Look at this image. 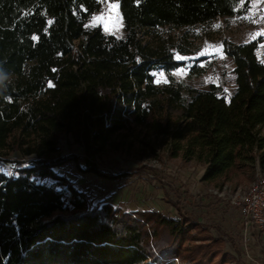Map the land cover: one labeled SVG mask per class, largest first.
<instances>
[{
  "label": "trees",
  "instance_id": "1",
  "mask_svg": "<svg viewBox=\"0 0 264 264\" xmlns=\"http://www.w3.org/2000/svg\"><path fill=\"white\" fill-rule=\"evenodd\" d=\"M105 1L0 0V68L9 74L0 89V158L14 150L27 157L14 173L0 172V264H214L221 238L186 244L198 223L94 204L55 168L84 159L81 170L113 177L61 152L69 132L88 150L127 132L164 136L169 157L203 164L202 179L219 187L264 167L260 38L225 42L230 92L172 74L186 64L176 54L192 49L186 33L170 30L243 14L251 0H115L123 36L89 23ZM208 65H194L191 75ZM159 70L167 83L155 82Z\"/></svg>",
  "mask_w": 264,
  "mask_h": 264
},
{
  "label": "rangeland",
  "instance_id": "2",
  "mask_svg": "<svg viewBox=\"0 0 264 264\" xmlns=\"http://www.w3.org/2000/svg\"><path fill=\"white\" fill-rule=\"evenodd\" d=\"M89 23L101 24L107 32L117 36L125 33L119 3L115 0H106ZM183 33H186V41L190 42L192 51L189 55L176 54L178 59L186 60V64L172 74L200 87L221 82L230 92L235 87L234 64L225 55L224 44L260 38L258 54L264 53V0H251L247 12L214 19L204 27L170 30V34L177 38ZM207 63L205 73L191 75V67ZM155 82H168L164 70L156 72ZM59 148L62 153H76L88 158L100 170L113 175L103 177L81 170L84 159L55 168L59 174L69 178L75 187L86 192L94 204L111 203L127 211L158 210L169 217L188 218L189 222L198 223L190 231V234L198 237L187 240L188 246L212 243L218 237L222 239L212 247L221 252L216 255L214 264H264V231L251 235L247 253L236 212L210 193L212 188L219 186L202 179L205 170L203 164L169 157L166 137L127 132L113 135L101 149L88 150L77 140L74 132H69L62 135ZM26 158L18 150L2 155L0 172L14 173L15 168L21 166L18 160ZM258 172L264 174V167L257 165L253 172L241 171L219 188L226 186L232 191L247 189Z\"/></svg>",
  "mask_w": 264,
  "mask_h": 264
},
{
  "label": "built area",
  "instance_id": "3",
  "mask_svg": "<svg viewBox=\"0 0 264 264\" xmlns=\"http://www.w3.org/2000/svg\"><path fill=\"white\" fill-rule=\"evenodd\" d=\"M227 188H212L210 193L236 212L244 237V250L247 252L251 235L264 231V174L258 172L254 182L247 189L232 191Z\"/></svg>",
  "mask_w": 264,
  "mask_h": 264
},
{
  "label": "clouds",
  "instance_id": "4",
  "mask_svg": "<svg viewBox=\"0 0 264 264\" xmlns=\"http://www.w3.org/2000/svg\"><path fill=\"white\" fill-rule=\"evenodd\" d=\"M9 80V74L0 68V89L6 87V82Z\"/></svg>",
  "mask_w": 264,
  "mask_h": 264
},
{
  "label": "snow or ice",
  "instance_id": "5",
  "mask_svg": "<svg viewBox=\"0 0 264 264\" xmlns=\"http://www.w3.org/2000/svg\"><path fill=\"white\" fill-rule=\"evenodd\" d=\"M49 23H51V21H49ZM218 26V25H217ZM33 39H37L35 36L33 37ZM51 86V85H50Z\"/></svg>",
  "mask_w": 264,
  "mask_h": 264
}]
</instances>
